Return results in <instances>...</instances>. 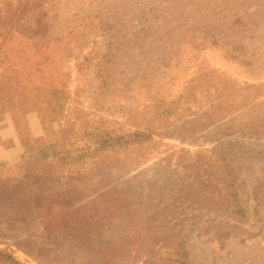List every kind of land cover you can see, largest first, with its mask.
Segmentation results:
<instances>
[{"label": "rangeland", "instance_id": "obj_1", "mask_svg": "<svg viewBox=\"0 0 264 264\" xmlns=\"http://www.w3.org/2000/svg\"><path fill=\"white\" fill-rule=\"evenodd\" d=\"M209 29L223 48L232 47L245 62L219 49H206L210 63L233 77L264 81V0H0V82L8 83L4 91L16 105L23 103L20 109L37 110L39 117L33 114L30 124L37 127L33 135L41 136L42 120L44 125L51 119L61 123L75 107L83 104L86 113L95 108L94 98L104 93L97 90L100 74L113 85L107 99L116 98L122 77L137 74L149 75L155 89L172 97L191 69L183 66L187 54L173 56L174 49L192 41L190 35L203 41L201 32ZM84 56L93 65L78 72L76 65ZM53 86H63L66 95L62 116L51 112L46 103L55 99ZM38 107L46 109L45 120ZM12 114L13 119L4 112L0 123V160L6 162L18 157L19 140L30 134L21 111ZM16 124L23 129L18 132ZM230 141L221 148L246 211L243 218L224 210L220 194L226 189L214 193V203L208 206L211 195L191 182V172L168 167L165 177L174 180L171 186L156 190L150 200L141 198L132 208L131 219L145 225L136 238H129L137 240L124 242L128 249L120 245L110 250L99 263L264 264V137H231ZM165 142L167 151L173 150L172 157L181 145L188 146L176 139ZM10 143L15 146L2 148ZM182 182L185 186L179 190ZM23 184L16 172L0 169V238L20 259L36 264L18 241L29 235L31 249L51 247L48 241L62 229L70 211L64 206L58 214L52 211L45 217V203L62 205L60 198L69 193L56 180L29 194ZM36 206L42 215L38 216ZM43 217L44 223L49 221L46 227L38 224ZM56 217L63 220L50 221ZM121 226L112 225L109 234L129 232ZM81 251L73 256L74 264H99L87 248Z\"/></svg>", "mask_w": 264, "mask_h": 264}, {"label": "trees", "instance_id": "obj_2", "mask_svg": "<svg viewBox=\"0 0 264 264\" xmlns=\"http://www.w3.org/2000/svg\"><path fill=\"white\" fill-rule=\"evenodd\" d=\"M201 33L203 41L198 42L186 32L193 40L174 49L173 56L187 54L183 66L191 69L181 89L172 97L155 89L149 75L137 74L130 79L122 77L116 98L107 99L108 88L113 85L108 83L107 75L100 74L96 76L97 90L105 96L103 93L94 98L95 108L86 113L82 104L61 123L51 119L50 124L44 125L40 121L41 136L33 135L37 127L30 124L33 114L39 117L37 110L20 109L23 103L16 105L13 96H7L4 91L8 83L0 82V123L4 112L10 113L13 119L12 113L20 110L25 116L26 131L30 133L19 140L18 157L10 158L12 162L0 160V169L16 172L28 194L53 180L62 182L69 193L60 198L62 205L45 203V217L51 216L52 211L53 215L58 214L64 208L70 211V217H64L65 224L60 225L62 229L57 227L59 233L48 241L51 247L40 251L31 249L29 244L33 241L29 235L18 241L24 254L36 264H74L73 256L83 248L97 256L99 263L120 245L130 248L124 242L134 243L137 239L129 238H136V233L145 226L131 219L132 208L141 198L150 200L156 190L166 184L171 186L174 180L166 178L165 173L172 166L175 170L180 167L191 172V182L201 192L211 195L208 206L214 203L217 196L214 193L226 189L225 194H220L224 210L240 218L245 216L234 185L235 177L221 145L230 143L231 137H264V81L239 79L210 63L204 54L206 49H219L228 57L244 61L234 54L232 47L223 48L210 29ZM86 58L77 63L78 72L93 65ZM53 87L51 94L55 99L46 103L51 112L62 116L67 107L66 95L63 86ZM38 109L45 120L46 109ZM54 122H57L56 130ZM14 129L19 132L23 126L16 124ZM167 138L188 146L181 145L172 157L173 150L167 151ZM14 146L15 143H10L2 148ZM184 186L182 182L179 190ZM26 201L30 202L29 198ZM35 208H39L38 216L42 215V209ZM45 217L38 223L41 227L49 223H44ZM58 218L50 221L63 220ZM117 223L129 232L109 234L111 226ZM0 244H3L0 264H27V259L15 255L6 240L0 238ZM171 262L174 261L167 263Z\"/></svg>", "mask_w": 264, "mask_h": 264}]
</instances>
